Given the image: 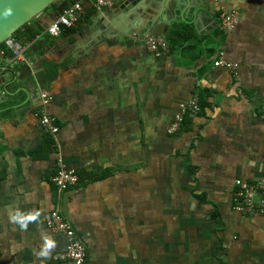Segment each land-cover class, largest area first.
Masks as SVG:
<instances>
[{"label": "crops", "instance_id": "crops-1", "mask_svg": "<svg viewBox=\"0 0 264 264\" xmlns=\"http://www.w3.org/2000/svg\"><path fill=\"white\" fill-rule=\"evenodd\" d=\"M85 4L76 27L45 35L57 16L46 11L36 42L0 51V264H68L55 259L65 236L45 223L58 208L86 264H264V215L233 208L235 181L264 176V0ZM223 11L239 15L228 33ZM149 34L167 54L148 50ZM219 52L236 74L214 66ZM41 87L60 127L52 144ZM196 96L200 112L170 133ZM58 159L80 174L64 192L52 182ZM16 210L40 215L21 230ZM43 234L57 246L38 258Z\"/></svg>", "mask_w": 264, "mask_h": 264}, {"label": "built area", "instance_id": "built-area-1", "mask_svg": "<svg viewBox=\"0 0 264 264\" xmlns=\"http://www.w3.org/2000/svg\"><path fill=\"white\" fill-rule=\"evenodd\" d=\"M113 0H95V8L101 10L111 7ZM84 5L82 0L76 1L68 8H65L52 22L46 27L45 33L51 36H59L66 28L76 27L83 19ZM221 29L225 32H231L239 21V15L236 11H223L219 14ZM144 43L148 50L155 55H164L169 51V43L162 36L147 35ZM215 67H222L236 74L237 65L223 58V52L218 53L214 60ZM40 100L42 111L39 113V124L43 131L55 138L60 127L55 117L46 111V107L52 100L50 92L41 87ZM201 107L199 98L196 96L187 104L182 105L176 114L174 122L170 125L168 131L175 133L182 127L185 115H196ZM52 182L56 189L64 192L79 184V174L77 171L66 167L61 159L57 161L56 173L52 176ZM233 208L244 215H264V176L257 181H247L238 179L235 181L233 193ZM45 223L49 229L54 232L62 233L67 241L66 248L55 255L56 260H64L68 264H86L87 248L73 227L72 223L64 216L60 208L54 209L45 216Z\"/></svg>", "mask_w": 264, "mask_h": 264}, {"label": "water", "instance_id": "water-1", "mask_svg": "<svg viewBox=\"0 0 264 264\" xmlns=\"http://www.w3.org/2000/svg\"><path fill=\"white\" fill-rule=\"evenodd\" d=\"M57 0H0V44L11 40L14 34L32 20H37L39 15ZM134 2V0H128ZM9 14H5L8 9ZM3 78L0 77V83ZM2 97V94L0 93ZM65 193V200L67 198ZM65 217L67 214L63 210ZM68 219V218H67Z\"/></svg>", "mask_w": 264, "mask_h": 264}, {"label": "trees", "instance_id": "trees-1", "mask_svg": "<svg viewBox=\"0 0 264 264\" xmlns=\"http://www.w3.org/2000/svg\"><path fill=\"white\" fill-rule=\"evenodd\" d=\"M76 1L79 0H57L56 2H54L52 5H50L46 11H54L55 13H57V16L65 9L68 8L69 6H71L73 3H75ZM88 0H82L83 5H84V9L86 10V4L85 2ZM95 1V0H94ZM45 11V12H46ZM89 11V15L93 14V10H88ZM56 16V17H57ZM55 17V18H56ZM54 18V19H55ZM53 19V20H54ZM179 28L177 27L176 29H174L172 31V35L171 38L175 37V34H179ZM66 29H72V28H66ZM65 30V29H64ZM44 33V30L41 28V26H39L37 24V20H32L30 23L26 24L25 26H23L21 29H19L14 36L12 37L11 40H14L16 42H19L21 45L25 46L27 43L29 42H36L37 41V37L42 35ZM45 35H47V33H44ZM49 35V34H48ZM169 41H172V39H169ZM8 42H4L2 44H0V51H3L4 54L7 57H13L14 53L12 51V49L8 46ZM27 54H29V52H27ZM44 85V84H43ZM202 104V103H201ZM188 114L185 115V119L187 118ZM191 116V115H190ZM185 119L183 121V124L185 122ZM182 124V125H183ZM49 139V143H53V139L50 135H47ZM50 144V145H51ZM78 173V172H77ZM79 174V173H78ZM79 181H80V174H79Z\"/></svg>", "mask_w": 264, "mask_h": 264}, {"label": "clouds", "instance_id": "clouds-1", "mask_svg": "<svg viewBox=\"0 0 264 264\" xmlns=\"http://www.w3.org/2000/svg\"><path fill=\"white\" fill-rule=\"evenodd\" d=\"M10 12L11 9L9 8L5 14H9ZM39 215L40 213L38 211L32 214H26L20 210H16L10 212L9 218L10 221L17 224L21 230H26L30 222L37 221ZM42 241V245L35 251V255L38 258H47L56 248L57 244L56 241L47 234L42 235Z\"/></svg>", "mask_w": 264, "mask_h": 264}]
</instances>
